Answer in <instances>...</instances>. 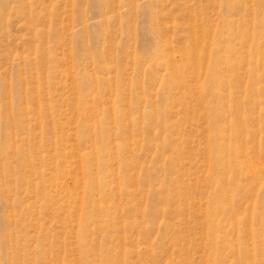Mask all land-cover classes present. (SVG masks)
Here are the masks:
<instances>
[{
	"label": "rangeland",
	"instance_id": "1",
	"mask_svg": "<svg viewBox=\"0 0 264 264\" xmlns=\"http://www.w3.org/2000/svg\"><path fill=\"white\" fill-rule=\"evenodd\" d=\"M262 59L264 0H0V264H264Z\"/></svg>",
	"mask_w": 264,
	"mask_h": 264
},
{
	"label": "bare ground",
	"instance_id": "2",
	"mask_svg": "<svg viewBox=\"0 0 264 264\" xmlns=\"http://www.w3.org/2000/svg\"><path fill=\"white\" fill-rule=\"evenodd\" d=\"M261 62H264V59H262L261 60ZM219 71L218 70H215V72H214V76L216 77V76H218L219 74ZM256 73V72H255ZM223 75V74H222ZM175 78L177 79V81H179V77L177 76V75H175ZM175 79V80H176ZM226 83V82H225ZM237 84V83H236ZM254 85V84H253ZM253 85H250V88H249V93H250V97H252V98H254V102H255V100L257 101L259 98H261V97H263L264 96V87L263 88H261V89H254V87H253ZM237 85H235V87H236ZM233 90V89H232ZM233 96V95H232ZM249 99V98H248ZM259 101V100H258ZM246 102H248V100H243L242 102H241V104H245ZM251 108V107H250ZM254 108V107H253ZM264 108V107H263ZM261 109L263 112H264V109ZM251 110H252V108H251ZM260 110V111H261ZM223 112V111H222ZM229 112V111H228ZM228 112H226V114H224V115H229L230 114V112L228 113ZM236 113H237V111H236ZM219 114H220V112H219ZM223 115V116H224ZM222 116V115H221ZM235 125H233V127H234ZM232 127V128H233ZM218 129V130H217ZM234 129H236V127H234ZM236 131V130H235ZM214 133V134H219L220 132H224V130L223 129H221L220 128V126L219 125H217V127L216 126H214V129L212 128V130H211V132L210 133ZM220 134H222V133H220ZM235 139V138H234ZM232 137H230L229 138V140L231 141V146H230V144H228V146L227 147H225V145H221L220 147L221 148H217V150H216V152L217 151H219V153L220 152H222V153H227V155H228V157H227V159H225V161L226 162H224L223 163V169H232L233 168V166H232V161L234 160V161H237L238 159H239V157H240V154L238 153V148L240 147V146H238V145H236V140H234ZM212 150H210L209 149V152H211ZM79 164H80V161H79ZM88 175V172H86V174H85V176H87ZM217 202V201H216ZM215 210V209H214ZM209 214V213H208ZM207 214V215H208ZM207 228H210V226L209 227H207ZM211 233V232H210ZM210 233H208L207 235V237H209V238H213L212 237V234H210ZM213 233V232H212ZM233 246V245H232ZM219 257H217V256H215V257H213V260H214V262L216 261V262H218V260L220 259H218Z\"/></svg>",
	"mask_w": 264,
	"mask_h": 264
}]
</instances>
